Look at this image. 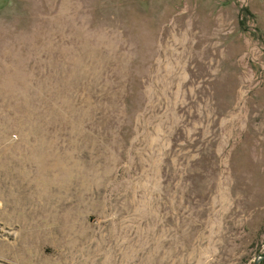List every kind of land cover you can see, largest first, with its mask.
Masks as SVG:
<instances>
[{
    "label": "rangeland",
    "instance_id": "obj_1",
    "mask_svg": "<svg viewBox=\"0 0 264 264\" xmlns=\"http://www.w3.org/2000/svg\"><path fill=\"white\" fill-rule=\"evenodd\" d=\"M0 264H264V0H0Z\"/></svg>",
    "mask_w": 264,
    "mask_h": 264
}]
</instances>
